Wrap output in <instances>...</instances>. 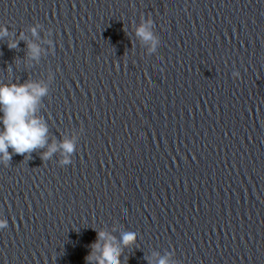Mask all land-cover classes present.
Returning a JSON list of instances; mask_svg holds the SVG:
<instances>
[{"label":"water","instance_id":"1","mask_svg":"<svg viewBox=\"0 0 264 264\" xmlns=\"http://www.w3.org/2000/svg\"><path fill=\"white\" fill-rule=\"evenodd\" d=\"M0 24V84L46 86L48 129L0 161V264H264V0H0Z\"/></svg>","mask_w":264,"mask_h":264},{"label":"clouds","instance_id":"2","mask_svg":"<svg viewBox=\"0 0 264 264\" xmlns=\"http://www.w3.org/2000/svg\"><path fill=\"white\" fill-rule=\"evenodd\" d=\"M148 22L142 21L137 26V35L145 41H154V36L147 28ZM33 34L36 27L32 28ZM7 28L0 24V35H6ZM15 47V44L10 45ZM32 56H37L40 52L39 46L30 44ZM157 49H154V52ZM238 75V73H234ZM47 88L37 83L26 84H0V161L7 162L12 153L9 148L17 153H30L36 148H42L47 143V125L39 117L36 116V109L40 99L46 94ZM60 147L63 149L64 155L60 160V164H69L71 162L68 154L74 151V143L70 139L63 140ZM57 149V145L53 143L46 152L43 153L44 158L49 157ZM8 226V219L0 216V229ZM99 236L103 240L110 237L106 233L100 232ZM135 239L134 233H124L122 241L128 244ZM97 249L100 246H95ZM121 250L113 247L111 244H105L102 254L97 264H121ZM91 259V257H89ZM158 264H169L168 260L161 258Z\"/></svg>","mask_w":264,"mask_h":264}]
</instances>
